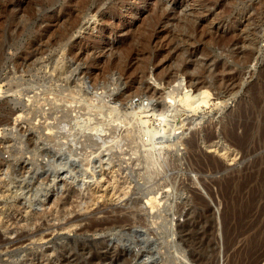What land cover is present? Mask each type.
Returning a JSON list of instances; mask_svg holds the SVG:
<instances>
[{
    "label": "rangeland",
    "instance_id": "obj_1",
    "mask_svg": "<svg viewBox=\"0 0 264 264\" xmlns=\"http://www.w3.org/2000/svg\"><path fill=\"white\" fill-rule=\"evenodd\" d=\"M0 83V264H250L264 0H0Z\"/></svg>",
    "mask_w": 264,
    "mask_h": 264
},
{
    "label": "bare ground",
    "instance_id": "obj_2",
    "mask_svg": "<svg viewBox=\"0 0 264 264\" xmlns=\"http://www.w3.org/2000/svg\"><path fill=\"white\" fill-rule=\"evenodd\" d=\"M175 80L176 79H174V80L172 79V82L174 81V83H176ZM188 83H190V84L187 85V86H194L197 90L200 89L198 91H201L203 89L201 91V93L204 94L206 97L212 96V94H213V91L209 87H207L206 84L203 83V82L202 83H198V84H194L192 82V80H190V81H188ZM173 86H174V84H173ZM1 89H2V84L0 83V92H1ZM129 95L130 94L128 93V91H126L119 97V99L120 100H125V98L128 97ZM167 97L169 98V100L173 98L171 95H167ZM186 99H187V97H186ZM190 100L193 101V99H190ZM206 101H207V99H206ZM164 102H165V105H168L169 102H171V101H168V102L164 101ZM209 102L210 101L206 102V106H208ZM188 104L191 105V103H188ZM242 110H243V108H242ZM241 117H244L243 112H242ZM241 117H238V118L233 117L232 120H231L232 121L231 128H229V127L228 128L227 127L224 128V130H223V135L225 137L224 141L221 138H219L218 136L216 137L215 134L214 135H209V137H207V139L203 140V143L205 144L206 148H208L211 151L217 152V154H219L220 157L224 158V160H227V161L236 160L237 154H235V150L233 149V147H237L240 150H242V152L244 153L243 155H248V143L250 141V132H248L249 131V129H248L249 128L248 127V120H246V119L244 120ZM238 126H241L243 128V134L242 135H238L237 134V127ZM197 138H199V137H197ZM215 138H219V139H215ZM198 141L199 140L195 139V136H194V138L191 140V145L193 144L192 146L196 147V145L198 144ZM213 166H214V164H213ZM249 181H250V179H248V183H249ZM244 187L245 186H243V188ZM240 188H241V186H240ZM228 189H229V187H228ZM240 190H243V189L241 188ZM250 193H251V195H250L251 197L248 200V214H249V212L251 214V212H252L251 210H254L252 208L255 205V200L257 199V196H258L257 194H259L258 191H255V189H251ZM255 225H257L256 221H254L250 225V227H255ZM250 227L248 228V232L250 231V229H253V228H250ZM232 232H233L232 229L227 228L226 239H227L228 246L231 245L232 242L234 243V238H236V237H234L235 234H233L234 236L232 235ZM263 247H264V236H262L260 234H256L253 237V235H252V238L249 239V241L247 242V251H246L248 253L247 255L249 256V259H250V264H258L259 263V260L264 256V252H262ZM244 262L245 261H243V260H238L236 262L230 261L229 264H232V263L233 264L234 263L235 264H245Z\"/></svg>",
    "mask_w": 264,
    "mask_h": 264
}]
</instances>
